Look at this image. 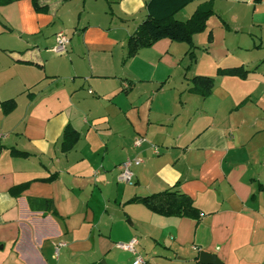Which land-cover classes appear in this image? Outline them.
<instances>
[{"label":"crops","instance_id":"0c3cea01","mask_svg":"<svg viewBox=\"0 0 264 264\" xmlns=\"http://www.w3.org/2000/svg\"><path fill=\"white\" fill-rule=\"evenodd\" d=\"M148 1L0 6V264H200L201 252L264 264V0H213L191 67L189 46L169 39L124 64ZM61 32L70 43L56 54ZM233 68L249 73L218 75ZM197 76L215 78L209 97L189 91ZM67 126L79 134L68 153ZM134 158V185L119 183ZM166 190L189 196L201 218L128 203ZM133 239L134 253L117 247Z\"/></svg>","mask_w":264,"mask_h":264},{"label":"trees","instance_id":"16d2710c","mask_svg":"<svg viewBox=\"0 0 264 264\" xmlns=\"http://www.w3.org/2000/svg\"><path fill=\"white\" fill-rule=\"evenodd\" d=\"M20 0H0V6L12 4ZM41 0H32L37 13H47L48 7L40 4ZM68 1V0H65ZM202 1L196 11L186 21H180L176 15L193 2ZM259 3L260 0H255ZM146 17L144 21L127 39V53L123 63H127L135 57L141 50L151 48L162 39H169L175 43H185L189 46L188 56L190 58V67L196 62L193 38L195 35L203 33L206 30L208 19L214 15L213 0H149L145 7ZM212 37H209L211 41ZM189 69V68H188ZM248 71L243 68H233L219 70V76H231L245 79ZM192 87L191 93L200 95L203 98L209 97L213 93L216 83L215 78L197 76L190 79ZM4 114H9L15 108L14 100H8L1 104ZM79 140V134L70 126H67L62 139L63 151L68 153ZM3 149L0 146V151ZM16 156L26 157L28 154L12 150ZM55 179V176H53ZM53 177L44 181L50 182ZM26 185L13 188L11 193L18 196ZM35 202V201H33ZM32 202V203H33ZM43 204H49V201H42ZM129 204H141L154 214L163 217L191 218L199 220L202 216L200 210L195 207L193 200L178 191L166 190L160 193L134 197L129 200ZM198 260V258H196Z\"/></svg>","mask_w":264,"mask_h":264},{"label":"built area","instance_id":"2783aa9c","mask_svg":"<svg viewBox=\"0 0 264 264\" xmlns=\"http://www.w3.org/2000/svg\"><path fill=\"white\" fill-rule=\"evenodd\" d=\"M70 43L69 37L64 33H58L56 36V46L54 47L53 51L56 54H63L67 51V46ZM145 139L143 137L138 138L136 141V146H141L144 143ZM142 163L141 158H134V159H128L126 162H124L121 166V170L118 176V182L122 184H128V185H134L133 179H134V173H133V167L139 166ZM138 245V241L136 239H133L132 241L128 243H120L117 245L118 248L129 251V252H135V247ZM134 264H143V261L141 259H137Z\"/></svg>","mask_w":264,"mask_h":264},{"label":"water","instance_id":"95a60500","mask_svg":"<svg viewBox=\"0 0 264 264\" xmlns=\"http://www.w3.org/2000/svg\"><path fill=\"white\" fill-rule=\"evenodd\" d=\"M200 264H222L215 255L201 252L199 255Z\"/></svg>","mask_w":264,"mask_h":264},{"label":"rangeland","instance_id":"374dc122","mask_svg":"<svg viewBox=\"0 0 264 264\" xmlns=\"http://www.w3.org/2000/svg\"><path fill=\"white\" fill-rule=\"evenodd\" d=\"M6 40H8V39H6V38L3 37V36H0V49L3 48V46H6V45L9 46V44L6 43ZM4 62H5V60L0 58V66H1ZM144 244H145V243H144ZM144 244H143V245H144ZM145 245H146V244H145ZM146 246H147V245H146ZM172 257H173V259H174V256H173V255H172ZM102 264H104V263H102Z\"/></svg>","mask_w":264,"mask_h":264}]
</instances>
